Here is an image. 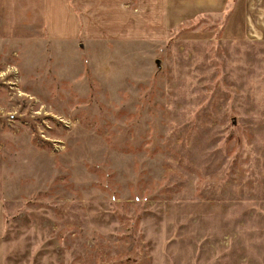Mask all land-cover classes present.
<instances>
[{"label":"rangeland","instance_id":"rangeland-1","mask_svg":"<svg viewBox=\"0 0 264 264\" xmlns=\"http://www.w3.org/2000/svg\"><path fill=\"white\" fill-rule=\"evenodd\" d=\"M237 1L51 40L44 0H0L1 264H264V40Z\"/></svg>","mask_w":264,"mask_h":264},{"label":"crops","instance_id":"crops-1","mask_svg":"<svg viewBox=\"0 0 264 264\" xmlns=\"http://www.w3.org/2000/svg\"><path fill=\"white\" fill-rule=\"evenodd\" d=\"M167 1V5L173 4L172 13L177 12L175 18L179 23L210 12L221 13L229 0H181L184 6L182 8L176 7V2L179 0ZM73 2L75 5L69 0H44V25L49 39L75 40L80 36L131 39L135 37L132 36L134 30L150 28L152 26L149 24L163 23L166 20L162 8L166 0H136V7L131 6V0H74ZM236 4V9L229 18L232 27L243 30L240 34L244 38L264 40V0H239ZM209 5H213L217 10L210 11ZM3 213V206L0 203V264L3 259Z\"/></svg>","mask_w":264,"mask_h":264}]
</instances>
